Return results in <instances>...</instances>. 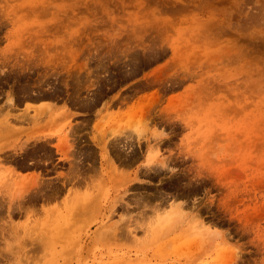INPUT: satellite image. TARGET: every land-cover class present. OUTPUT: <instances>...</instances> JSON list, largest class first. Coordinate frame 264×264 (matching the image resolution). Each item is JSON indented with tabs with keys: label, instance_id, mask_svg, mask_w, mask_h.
I'll use <instances>...</instances> for the list:
<instances>
[{
	"label": "rangeland",
	"instance_id": "1",
	"mask_svg": "<svg viewBox=\"0 0 264 264\" xmlns=\"http://www.w3.org/2000/svg\"><path fill=\"white\" fill-rule=\"evenodd\" d=\"M0 264H264V0H0Z\"/></svg>",
	"mask_w": 264,
	"mask_h": 264
},
{
	"label": "flooded vegetation",
	"instance_id": "2",
	"mask_svg": "<svg viewBox=\"0 0 264 264\" xmlns=\"http://www.w3.org/2000/svg\"><path fill=\"white\" fill-rule=\"evenodd\" d=\"M78 118L80 119L76 120L75 125L78 124L80 127L86 124V119ZM76 136L73 148L76 149L72 150L73 153L70 157H63V154L58 151L56 143H49L46 144L43 151L36 150L31 156L26 157V159L22 158L21 164L33 171L42 173L43 179L47 182L44 184L49 185L50 188L69 191L76 183H87L86 178L92 176L88 171L96 169L97 164L101 163V151L100 147L92 141L91 137L89 138L91 142L85 143L84 140L79 139L82 137V134ZM79 158L80 160L77 161ZM76 173L77 175H75ZM47 190L50 191L51 189Z\"/></svg>",
	"mask_w": 264,
	"mask_h": 264
},
{
	"label": "bare ground",
	"instance_id": "3",
	"mask_svg": "<svg viewBox=\"0 0 264 264\" xmlns=\"http://www.w3.org/2000/svg\"><path fill=\"white\" fill-rule=\"evenodd\" d=\"M12 95H13V94H12ZM24 96H25V95H24ZM13 99H14V97H13ZM10 101H11V104H12L14 100L11 99ZM12 105H13V104H12ZM9 114H10V113H9ZM9 114H8V115H9ZM22 121H23V120H22ZM24 121H26V120H24ZM71 132H72V131H71ZM10 134H11V132H10ZM125 138H127V137H125ZM127 139H128V138H127ZM67 140H68V139H67ZM128 140H129V139H128ZM126 141H127V140H126ZM126 141H125V142H126ZM68 142H69V141H68ZM123 142H124V141H123ZM64 143H65V142H64ZM64 143H63V144H64ZM22 145H23V144H22ZM26 145H27V143H26ZM26 145H25V146H26ZM125 145H126V143H125ZM125 145H124V148H125ZM129 145H130V144H129ZM129 145H128V146H129ZM25 146H24L23 148L21 147L22 151L24 150ZM62 146H63V145H62ZM71 146H72V145H71ZM73 146H74V145H73ZM63 147H64V146H63ZM63 147H62V149H63ZM129 147H130V146H129ZM1 148H3V147H1ZM4 148H7V146L4 147ZM18 148H19V147H18ZM73 148H74V147H73ZM21 149H18V150L21 151ZM67 149H70V147H68ZM75 149H76V148H75ZM75 149H73V150H75ZM1 150H2V149H1ZM71 150H72V148H71ZM71 150H70V151H71ZM16 151H17V150H16ZM62 151H64V149H63ZM78 151H79V150H78ZM19 153H20V152H19ZM67 153H68V151H67ZM72 153H73V152H72ZM72 153H71V154H72ZM78 156H79V155H78ZM68 157H69V156H68ZM81 157H82V155H81ZM125 158H126V157H125ZM73 159H74V158H73ZM79 160H80V158L77 159V161H79ZM72 162H73V161H72ZM80 162H81V161H80ZM86 162H87V161H86ZM71 164H72V163H71ZM90 165H91V164H90ZM78 168H79V167H78ZM72 171H73V170H72ZM74 171H75V170H74ZM73 175H74V174H73ZM75 175H77V173H76ZM78 176H79V175H78ZM78 176H77V177H78Z\"/></svg>",
	"mask_w": 264,
	"mask_h": 264
},
{
	"label": "crops",
	"instance_id": "4",
	"mask_svg": "<svg viewBox=\"0 0 264 264\" xmlns=\"http://www.w3.org/2000/svg\"><path fill=\"white\" fill-rule=\"evenodd\" d=\"M44 104H46V102H40V103L36 104L35 106L41 108L40 106L44 107L45 106ZM232 244L234 245V243H232Z\"/></svg>",
	"mask_w": 264,
	"mask_h": 264
}]
</instances>
